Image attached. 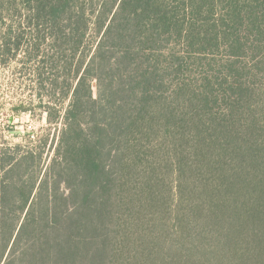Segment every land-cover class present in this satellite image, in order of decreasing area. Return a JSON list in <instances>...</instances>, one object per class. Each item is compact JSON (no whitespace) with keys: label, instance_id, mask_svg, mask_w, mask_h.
I'll list each match as a JSON object with an SVG mask.
<instances>
[{"label":"trees","instance_id":"1","mask_svg":"<svg viewBox=\"0 0 264 264\" xmlns=\"http://www.w3.org/2000/svg\"><path fill=\"white\" fill-rule=\"evenodd\" d=\"M163 37L226 58L166 85L158 56L179 70L182 57L156 48ZM0 61L32 68L60 125L31 182L14 175L36 154L0 152V215L17 202L19 231L49 224L58 264H264V0H0ZM100 75L126 96H94ZM59 93L66 107L43 99ZM55 167L77 179L80 203L42 194ZM76 225L102 240L74 241Z\"/></svg>","mask_w":264,"mask_h":264},{"label":"rangeland","instance_id":"2","mask_svg":"<svg viewBox=\"0 0 264 264\" xmlns=\"http://www.w3.org/2000/svg\"><path fill=\"white\" fill-rule=\"evenodd\" d=\"M161 40L157 43L156 48H165L164 51L170 50L166 48H171L174 52L180 54L177 56L182 57L179 60L181 62L179 70L176 66H171L170 63L164 61L167 58L166 53L163 52L162 56H158L159 66L161 67L163 64V68H165L158 70V77L166 85L176 81L197 83L200 74L203 75L204 72L216 68L217 63L226 58V52L222 48L215 49L216 51L208 54L207 58L199 59L192 54L188 46L181 43L182 40L169 39L167 41L165 37ZM1 62L0 152L2 150L7 151L10 154V161L15 157L20 160L22 157L20 155H25L30 151L36 154L34 160L31 158L21 160L22 167L14 175L20 180L31 182V178L35 179L37 176H42L46 166L53 161L60 125L59 123L49 122L47 114L39 105V88L32 68L25 71L20 61ZM120 86H123V84ZM120 86L110 90V82L103 79L101 75L98 79L92 78L91 80L93 95L104 96V94H107V99L111 93L116 99L124 98L126 92L122 91ZM124 86L127 87L128 84L126 83ZM48 98L52 101L63 102V107L68 104L67 98L63 99L60 93L56 97H43L44 100H48ZM39 169L41 172L37 173ZM44 181L48 188L45 192H42L44 196L47 193H53L56 198L61 199V193L69 192L74 195L75 202L80 203L82 191L78 188L77 179L72 175L59 172L58 167H55L51 170L47 169ZM34 195L35 192L32 196ZM59 202L60 204L63 203L62 200ZM75 202L68 201V206H72ZM18 205L17 202H9L0 215V253L3 251V244L8 243L0 264H58L52 256L54 233L50 225L35 216L34 220L31 219L19 231L21 223L24 221L25 211L22 213ZM61 208L63 209L65 206L61 205ZM113 220L117 221L118 218L114 217ZM13 227L15 229L10 239L9 232L12 231ZM71 234L73 235L69 234L70 238H73L74 241L81 239L88 242L90 239L98 237L102 240L103 231L101 227L94 228L90 226L78 230V225H76L71 230ZM94 242H99L98 245L101 246L103 244L102 241L97 239ZM95 243L90 245L84 243V248L90 250V246L96 245ZM108 261L110 263V257H108ZM83 264H89V261H83Z\"/></svg>","mask_w":264,"mask_h":264}]
</instances>
